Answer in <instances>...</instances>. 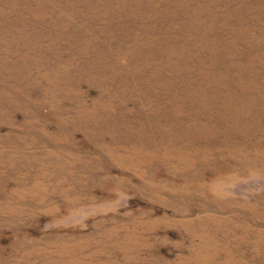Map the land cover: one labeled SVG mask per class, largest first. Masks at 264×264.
I'll return each instance as SVG.
<instances>
[{
	"label": "rangeland",
	"instance_id": "obj_1",
	"mask_svg": "<svg viewBox=\"0 0 264 264\" xmlns=\"http://www.w3.org/2000/svg\"><path fill=\"white\" fill-rule=\"evenodd\" d=\"M0 264H264V0H0Z\"/></svg>",
	"mask_w": 264,
	"mask_h": 264
}]
</instances>
